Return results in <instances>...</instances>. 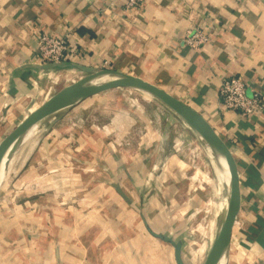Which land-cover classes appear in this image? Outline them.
<instances>
[{
    "label": "crops",
    "instance_id": "obj_1",
    "mask_svg": "<svg viewBox=\"0 0 264 264\" xmlns=\"http://www.w3.org/2000/svg\"><path fill=\"white\" fill-rule=\"evenodd\" d=\"M126 5L0 0V142L31 105L51 97L52 82L85 75L70 62L37 61L39 35L64 38L86 54L83 66L100 70L107 61L211 124L232 153L241 194L221 264H264V0ZM194 30L209 38L197 49L184 43ZM233 76L260 100L246 118L221 106L220 86ZM89 99L30 129L3 169L0 264H177L173 243L181 244L184 264H202L227 199L228 186H218L219 201L206 197L220 165L165 106L121 103L98 116L88 114ZM198 150L206 164H198ZM207 206L215 220L195 238L191 216Z\"/></svg>",
    "mask_w": 264,
    "mask_h": 264
},
{
    "label": "water",
    "instance_id": "obj_2",
    "mask_svg": "<svg viewBox=\"0 0 264 264\" xmlns=\"http://www.w3.org/2000/svg\"><path fill=\"white\" fill-rule=\"evenodd\" d=\"M46 65L58 66L59 64ZM77 67L85 72V76L49 97L39 107L31 111L0 142V170L8 164L29 130L49 117L65 109H71L88 98L107 90L126 88L144 91L174 113L191 130L214 161L220 160L226 165L228 174L226 204L210 249L202 263L220 264L231 241L241 198L237 166L226 142L198 111L157 85L127 72L112 69L97 70L83 65H77ZM101 79H106V81H100ZM173 246L177 264H184L181 259V244L173 243Z\"/></svg>",
    "mask_w": 264,
    "mask_h": 264
},
{
    "label": "built area",
    "instance_id": "obj_3",
    "mask_svg": "<svg viewBox=\"0 0 264 264\" xmlns=\"http://www.w3.org/2000/svg\"><path fill=\"white\" fill-rule=\"evenodd\" d=\"M142 2L143 0H127L126 6L128 9H133L139 7ZM208 41V36L198 30L189 31L184 39V43L192 49H197L207 44ZM36 55L37 61L42 65L66 62L84 65L86 61V54L78 47L71 45L64 38H57L47 34L39 35ZM97 66L98 69L109 68L107 61ZM246 89V84L241 77L233 76L223 80L219 89L222 108L236 112L243 118L261 109L259 98L257 96H248Z\"/></svg>",
    "mask_w": 264,
    "mask_h": 264
},
{
    "label": "rangeland",
    "instance_id": "obj_4",
    "mask_svg": "<svg viewBox=\"0 0 264 264\" xmlns=\"http://www.w3.org/2000/svg\"><path fill=\"white\" fill-rule=\"evenodd\" d=\"M110 66L111 65H109V67ZM83 76H85V75L82 74V77ZM67 80L68 81H62V82H58V83L52 82L50 84L51 96L54 95L56 92H58L59 89H61L65 85H69L72 83L71 80H69V78ZM97 81H99V80H97ZM100 81H106V79H101ZM114 94H116L117 98H114ZM89 100H90L89 102H91V106H93V107H90L88 114H90V115H96L97 114L98 116L104 110H108V112H114L115 110H117V105L120 106L121 103L130 105V107L138 109V110L144 109L143 107H145V105H146V107L149 106L150 101H152L153 103L160 104L157 100H155L152 96H150L149 94H147L144 91H141L138 89H126V88L107 90V91H104L98 95L91 97V99H89ZM81 103L77 104L75 107L77 108ZM41 104L42 103H34L31 106L34 107V109H36ZM75 107H73V108H75ZM73 108H71V109H73ZM71 109H65L59 113H62V112L67 113ZM119 109H121V108H119ZM149 109H151V108H149ZM29 113H30V111H29ZM26 116H24V118H22V120H24ZM88 117H90V116H88ZM22 120L20 122H22ZM165 121H168V119H165ZM196 144L197 143H195L194 146H196ZM194 146H193V150H194ZM204 159H205V156L199 151L198 152V158H197L198 164H206ZM207 163L209 164L208 161H207ZM212 170H213L214 174L217 173L215 166L214 167L212 166ZM216 176H217L216 179L218 181V185L216 182L215 183L213 182V184H212V178H210L209 184H210L211 190H209V189L207 190L206 197L209 198V195L211 194V196H215L213 199H215L216 201H219L220 198H217V196H216V195H218V189H219L218 186L220 187V189L223 188L224 181H223V175L221 174L220 171H219V174H217ZM215 200H213V202H215ZM213 202H211V204H210L211 210L215 208L216 202L215 203H213ZM209 210L210 209L208 206L206 209L204 207L200 208V209L197 208L196 211L192 214L191 222H190V225L188 228V233L190 235L194 236L195 238L200 237L201 235L202 236L204 235L203 231L205 229H207V226H208L207 223H208L209 219H212V216H213L210 214ZM222 214H223V211H222ZM221 217H222V215H221ZM221 217L219 219V223H220ZM212 220H215L214 216H213ZM214 223H216V221ZM219 223H218V226H219Z\"/></svg>",
    "mask_w": 264,
    "mask_h": 264
},
{
    "label": "bare ground",
    "instance_id": "obj_5",
    "mask_svg": "<svg viewBox=\"0 0 264 264\" xmlns=\"http://www.w3.org/2000/svg\"><path fill=\"white\" fill-rule=\"evenodd\" d=\"M31 113V112H30ZM40 125V124H39ZM45 125V124H44ZM39 129V128H38ZM222 162V163H221ZM216 163L217 164H219L220 165V168H221V170H222V172H221V170H220V172H221V174L223 175V181H224V184H223V188L225 187V188H227V186H228V174H227V170H226V165L223 163V161H217V162H215V165H216ZM5 168V167H4ZM4 168H2L1 170H0V176H1V174H2V172H3V169ZM7 180V179H6ZM221 264V263H220Z\"/></svg>",
    "mask_w": 264,
    "mask_h": 264
}]
</instances>
